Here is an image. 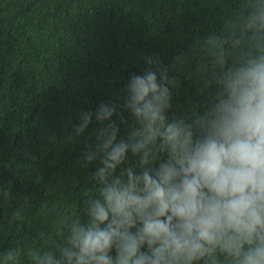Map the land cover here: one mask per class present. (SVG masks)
Wrapping results in <instances>:
<instances>
[{
  "label": "clouds",
  "instance_id": "9594fccd",
  "mask_svg": "<svg viewBox=\"0 0 264 264\" xmlns=\"http://www.w3.org/2000/svg\"><path fill=\"white\" fill-rule=\"evenodd\" d=\"M196 47L216 87L206 109L170 120L180 83L170 73L187 57L171 67L144 57L148 67L123 90L135 122L127 138L118 140L107 102L69 133L99 125L82 153L85 166L101 165L84 217L62 221L54 250L10 247L0 264H264V0H239L222 32ZM129 152L138 164L120 170Z\"/></svg>",
  "mask_w": 264,
  "mask_h": 264
},
{
  "label": "trees",
  "instance_id": "16d2710c",
  "mask_svg": "<svg viewBox=\"0 0 264 264\" xmlns=\"http://www.w3.org/2000/svg\"><path fill=\"white\" fill-rule=\"evenodd\" d=\"M238 9L239 0H0V256L54 250L62 221L84 217L101 165L85 166L82 153L99 125L69 133L80 113L107 102L117 106L118 140L127 138L135 122L123 90L148 67L144 57L169 67L187 57L170 73L180 81L170 120L206 109L216 87L197 42L220 34ZM137 164L129 152L120 170Z\"/></svg>",
  "mask_w": 264,
  "mask_h": 264
}]
</instances>
